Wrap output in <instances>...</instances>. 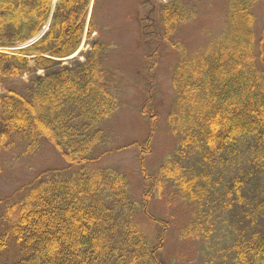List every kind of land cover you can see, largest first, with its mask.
Instances as JSON below:
<instances>
[{"label":"trees","instance_id":"trees-1","mask_svg":"<svg viewBox=\"0 0 264 264\" xmlns=\"http://www.w3.org/2000/svg\"><path fill=\"white\" fill-rule=\"evenodd\" d=\"M97 1L0 0V153L32 155L48 143L72 168L39 172L2 211L0 264H7L10 245L16 255L8 264H169L159 234L154 243L139 225L127 178L94 165L109 151L103 124L119 103L107 44L92 39L82 60L61 64L77 50ZM256 2L229 0L221 35L192 54L173 37L195 15L182 0L150 5L140 21L145 57L161 44L177 56L165 118L180 144L165 165L178 155V165L197 167H182L173 180L180 198L194 203L188 234L210 231L212 222L202 228L223 201L216 178L237 167L228 203L238 206L233 226H241L232 228L230 264H264V60ZM86 27L88 36L95 31L92 17ZM241 188L250 196L245 204Z\"/></svg>","mask_w":264,"mask_h":264},{"label":"rangeland","instance_id":"rangeland-1","mask_svg":"<svg viewBox=\"0 0 264 264\" xmlns=\"http://www.w3.org/2000/svg\"><path fill=\"white\" fill-rule=\"evenodd\" d=\"M167 1L98 0L94 9L91 3L78 49L61 64L74 59L82 60V55L91 48L89 42L92 39L107 44L106 66L116 72L112 81L119 103L115 114L103 124L109 138V151L94 165L127 178L130 191L140 206L137 217L139 225L154 243L161 238L164 261L169 264H230L234 257L229 245L232 228L241 226H233L238 206L235 202L234 205L228 203L233 201L230 180L237 177L236 165L220 170L222 178H216L222 189L223 201L220 210L212 212L208 224L202 228L207 229L212 222L206 235L188 234L185 227L196 215L194 203L180 198L173 181L182 172V167H197L184 160L183 164L178 165L175 162L178 155L165 165L167 160L173 158L180 144L179 137L168 129L165 118L174 96L171 75L177 56L169 45L161 44L150 59L145 57L140 21L150 5ZM182 1L188 8L194 9L195 15L179 24L173 37L185 46L188 53H197L223 32L229 0ZM253 10L257 19L256 31L262 38L264 60V0H257ZM90 17L93 18L95 31L88 36L86 25ZM235 159L240 165L247 166L244 156H235ZM169 164L172 166L167 167ZM47 170L67 173L72 170L48 143L32 155H23V150L19 148L1 152L0 215L11 201L20 197L25 185L39 172ZM165 171L173 178L168 179ZM206 172L213 177V170L207 168ZM261 180L264 186V173ZM147 189L150 191L144 196L143 191ZM224 191L231 193L224 196ZM240 192L243 204L247 203L250 197L248 191L241 188ZM152 218L159 219L162 224H155ZM15 255L10 245L2 261L8 264Z\"/></svg>","mask_w":264,"mask_h":264}]
</instances>
